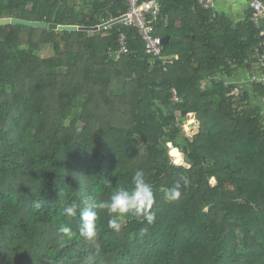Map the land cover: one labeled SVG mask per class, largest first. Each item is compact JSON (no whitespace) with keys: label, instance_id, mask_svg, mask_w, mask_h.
I'll return each mask as SVG.
<instances>
[{"label":"trees","instance_id":"trees-1","mask_svg":"<svg viewBox=\"0 0 264 264\" xmlns=\"http://www.w3.org/2000/svg\"><path fill=\"white\" fill-rule=\"evenodd\" d=\"M158 1L165 72L134 30L115 60L118 25L0 27V264H264V122L229 80L260 70L264 37L250 10L235 23L196 0ZM127 10L126 0H0V18L84 28ZM253 92L264 105V88ZM184 114L199 123L192 138ZM136 170L154 193L151 224L93 208L131 191ZM83 211L98 212L95 238L79 235Z\"/></svg>","mask_w":264,"mask_h":264},{"label":"built area","instance_id":"built-area-1","mask_svg":"<svg viewBox=\"0 0 264 264\" xmlns=\"http://www.w3.org/2000/svg\"><path fill=\"white\" fill-rule=\"evenodd\" d=\"M128 5L127 12L122 15L121 20L116 24L117 29V47L112 50L111 55L114 59L130 53L129 38L126 30H134L145 50L155 61H160L163 71L167 70L169 61L164 56V45L162 36L157 31V24L161 17V6L158 0H126ZM196 2L207 11H216L217 0H196ZM248 8L251 10V22L261 30V36L264 37V3L261 0H248ZM110 28V27H109ZM107 29V28H106ZM260 70L251 73L250 77L254 84L264 87V54L259 60ZM173 102H179V96L175 89H172Z\"/></svg>","mask_w":264,"mask_h":264},{"label":"clouds","instance_id":"clouds-1","mask_svg":"<svg viewBox=\"0 0 264 264\" xmlns=\"http://www.w3.org/2000/svg\"><path fill=\"white\" fill-rule=\"evenodd\" d=\"M186 183V181H185ZM133 188L131 191L127 189H118L111 195L107 201H100L93 205L94 209L106 210L111 216L113 214L125 215L132 213L138 217H142L149 224L155 219V214L151 212L154 204V193L151 185L146 181L143 170H136L132 178ZM180 185L177 184L168 191L167 198L169 200H176L180 197ZM78 205L72 203L66 206L63 214L68 217L77 214ZM81 224L79 228V235L86 239H92L96 236V221L98 219L97 211H83L80 213ZM110 227L116 231L120 230V223L115 219L109 221ZM60 232L72 236L73 232L69 226L61 225Z\"/></svg>","mask_w":264,"mask_h":264},{"label":"rangeland","instance_id":"rangeland-1","mask_svg":"<svg viewBox=\"0 0 264 264\" xmlns=\"http://www.w3.org/2000/svg\"><path fill=\"white\" fill-rule=\"evenodd\" d=\"M218 1V0H217ZM248 1V0H247ZM66 49H70V46ZM53 55V50L51 47H48L46 48L42 53H41V56L42 57H50ZM251 68L253 70H251ZM251 68H248L250 70L249 72V77H247L246 79L243 78L244 74H241L237 77V80H234L236 78H232L230 80V82L234 85H236L237 89L235 90L234 94L235 96H237V99H241L242 95L245 93V92H248L250 94V102L252 104V106L254 107H259L260 108V114H261V120L264 122V105H263V101L262 99L257 95V94H254L253 92V86L256 85L252 82L251 80V77H250V74L253 73V72H258L259 68L258 65L257 66H252ZM248 69H245L246 71ZM257 69V70H256ZM242 77V78H241ZM227 80V81H229ZM254 84V85H253ZM225 86H227V84H225ZM264 88V87H263ZM188 116L189 115H186L185 116V119L183 121V126H182V131L184 133V136L187 137V138H192L194 135H196L199 131V123L197 122L196 120V116L195 114H193L194 116V122L195 123H192V124H189V119H188ZM194 126V127H193ZM188 130V131H187ZM169 151L171 152V146H169ZM170 154V153H169ZM180 155V159H181V162L180 160H178V158H174V157H171L173 162L176 164V160H177V165H185L183 159H182V156L181 154ZM171 156V155H170ZM180 162V163H179ZM212 185H215L216 182L214 180H211L210 182Z\"/></svg>","mask_w":264,"mask_h":264},{"label":"water","instance_id":"water-1","mask_svg":"<svg viewBox=\"0 0 264 264\" xmlns=\"http://www.w3.org/2000/svg\"><path fill=\"white\" fill-rule=\"evenodd\" d=\"M120 20L121 18L112 20L100 27L84 28V27H78V26H72V25H56V24H47L44 22L25 21V20H21L17 18H0V27H4L8 25H17V26L36 28V29H44V30L49 29V30H54V31H59V32H76V31L98 32L100 30L116 25ZM168 41H169L168 36H164L162 38V43L164 46L167 45Z\"/></svg>","mask_w":264,"mask_h":264},{"label":"crops","instance_id":"crops-1","mask_svg":"<svg viewBox=\"0 0 264 264\" xmlns=\"http://www.w3.org/2000/svg\"><path fill=\"white\" fill-rule=\"evenodd\" d=\"M248 10L250 9L248 8L247 0H218L216 5V13L219 15L226 14L235 23L242 21L245 18V14ZM251 70L253 69L251 68ZM249 72V69L247 71L245 69L239 70L233 79L236 78L234 80H237V77L241 74H244L243 78L246 79L249 77Z\"/></svg>","mask_w":264,"mask_h":264},{"label":"bare ground","instance_id":"bare-ground-1","mask_svg":"<svg viewBox=\"0 0 264 264\" xmlns=\"http://www.w3.org/2000/svg\"><path fill=\"white\" fill-rule=\"evenodd\" d=\"M188 119H189V124H192V123H195L196 122V121L194 122V116H193V114H189Z\"/></svg>","mask_w":264,"mask_h":264}]
</instances>
